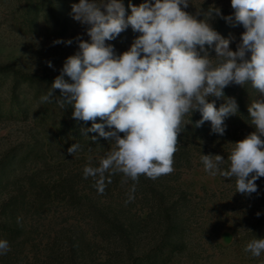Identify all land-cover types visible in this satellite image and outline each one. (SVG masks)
<instances>
[{"label":"rangeland","instance_id":"374dc122","mask_svg":"<svg viewBox=\"0 0 264 264\" xmlns=\"http://www.w3.org/2000/svg\"><path fill=\"white\" fill-rule=\"evenodd\" d=\"M55 2L64 30L48 21L44 10L33 15L34 26L25 25L26 11H35L39 0H0V65L40 75L60 74L66 58L79 51L78 38L85 41L90 38L87 26L71 16V5L79 0ZM120 2L126 14H130L128 5L138 6L144 0ZM210 5L220 8L223 16L233 12L230 0H190L185 11L195 15L196 8L207 10ZM221 20L219 17L212 20V27ZM243 31L242 25L230 23L224 37H235L230 44L233 51ZM137 35L129 27L106 43L113 45L119 55L129 49ZM56 40L72 43L54 44ZM208 52L215 56L213 49ZM11 85V76H0L2 102L9 101ZM248 86L249 96L254 100L260 98L250 83ZM23 89L24 98H31L33 91ZM32 112L28 120L0 119V222L20 225L26 230L23 238L8 242L10 250L0 254V264H131L126 247L116 248L95 236L93 229L98 222L92 207L122 216L126 224L140 225L152 212L149 200L154 199L155 191L165 198L167 207L177 202L176 209L189 226L186 252L172 264H264V253L253 257L245 251L251 239L264 238V191L257 188L250 196L242 195L236 192L234 178L230 181L219 174L210 175L201 162L203 153L219 154L227 161L233 147L230 143L247 135L220 139L204 152H197L191 165L174 163L171 174L157 179L141 175L138 181H133L122 173H114L117 178L110 190L100 193L92 183L99 177L85 179L84 168L98 167L111 150L112 142L72 156L54 144L49 125L34 121L38 105ZM96 122L103 123L99 118ZM260 180L264 182V177ZM66 188H70L69 194ZM157 224V218L153 217L150 230ZM154 236L150 232L140 233L132 244L135 255L154 247Z\"/></svg>","mask_w":264,"mask_h":264},{"label":"clouds","instance_id":"9594fccd","mask_svg":"<svg viewBox=\"0 0 264 264\" xmlns=\"http://www.w3.org/2000/svg\"><path fill=\"white\" fill-rule=\"evenodd\" d=\"M230 2L233 15L229 16L215 5L196 8V14H191L185 11L190 0L130 3V14L120 0H79L71 5L72 18L87 26L90 39L78 38L79 51L66 58L41 102H52L58 89L60 107L71 105L73 119L92 122L83 132L98 133L112 142L98 167L84 168L85 179L99 177L100 193L105 173H122L133 181L141 175L157 179L171 174L188 114L198 111L201 119L195 127L210 122L212 133L223 136L225 119L238 112L237 101L226 98L217 108L210 98H224L225 88L246 83L260 94L248 105L255 131L230 143L227 161L219 154H201V162L210 175L234 178L236 192L247 196L257 192L256 181L264 177V0ZM217 17L242 25L235 51L230 48L235 37L225 38L212 27ZM129 27L138 35L127 51L117 55L106 42ZM53 43L70 45L72 41ZM208 49L214 50V57ZM48 66L52 67L51 62ZM97 118L103 123H97ZM79 148L78 143L72 144L68 154L73 156ZM9 250L8 241L0 240V254ZM245 251L260 257L264 238L251 239Z\"/></svg>","mask_w":264,"mask_h":264},{"label":"trees","instance_id":"16d2710c","mask_svg":"<svg viewBox=\"0 0 264 264\" xmlns=\"http://www.w3.org/2000/svg\"><path fill=\"white\" fill-rule=\"evenodd\" d=\"M41 10H44L45 18L48 21H53L56 25L61 26L63 30L66 28L61 24L57 15L55 0H39V5L36 6L35 11L27 10V15L23 19L25 25L34 26L36 20L33 15ZM230 15H233V12ZM229 26L230 23L222 19L214 29L224 37ZM0 76L12 77L9 101L5 103L0 100V119L28 120L33 116V107L38 105L39 112L34 114V121L39 125H49L52 128L53 141L58 148L67 150L72 144L78 143L80 148L77 152H79L97 149L108 142V140L99 137L98 133L82 131V129L90 128L92 122L73 119L71 105L60 107L56 103L60 95L58 89L54 90V95L57 97L53 98L52 102H41V97L48 93L56 76L28 73L12 65H0ZM65 79L68 78L65 77ZM24 87H27L30 92L33 91L31 98H24ZM249 91L248 83L243 85L241 89H239L238 85L232 84L224 89V98H210V102L215 100L217 108L225 103L226 98H235L237 101L238 112L236 115L225 119L226 130L223 136L212 133L210 122H205L201 127H195V122L201 119V114L198 111L193 112L192 115H186L184 117V124L186 125L178 137V150L174 154V163L191 165L196 153L204 152L210 144L220 139L238 138L255 131L250 124L248 113V105L254 100L249 96ZM190 120L191 123H189ZM105 130L108 131L109 129L105 127ZM93 136L96 137L95 141L91 139ZM115 178H117V175L113 176V174L105 173V188L103 192L110 190L116 180ZM92 183L94 189L96 188L97 192H99L96 187L97 182L93 181ZM256 184L258 189L264 191L263 181L258 179ZM69 191L70 188H66L67 194H69ZM166 202L165 198L155 191L154 199L152 201L149 200V208H151L149 210L152 212L140 225L134 222L126 224L122 216L95 210L92 207V210L96 212L93 213V216L98 222L93 232L97 238L116 248L126 247L128 260L131 264H172L178 255L186 252V235L189 232V226L177 211V202L170 207H167ZM153 217L157 218L158 224L155 226L156 228L150 230L149 222ZM25 231L20 225H9L0 222V240L15 242L25 236ZM148 232L155 234V246L142 255H135L132 246L134 239L140 233Z\"/></svg>","mask_w":264,"mask_h":264}]
</instances>
